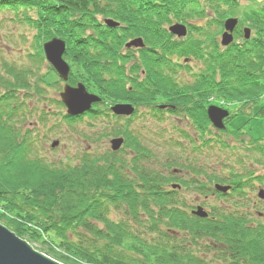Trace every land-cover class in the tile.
<instances>
[{
  "label": "trees",
  "instance_id": "1",
  "mask_svg": "<svg viewBox=\"0 0 264 264\" xmlns=\"http://www.w3.org/2000/svg\"><path fill=\"white\" fill-rule=\"evenodd\" d=\"M248 1L256 6H244L241 0H0V15L13 13L0 17V22L7 17L33 32V51L26 54V63L0 58V220L22 237L48 245L47 251L67 264H264V221L259 219L263 213L257 211V218L251 211L214 206L206 217L188 211L198 207L181 196L183 188L204 196L213 191L230 197L236 207H247L241 184L234 185L230 194L214 188L226 180L212 165L203 164L206 159L201 164L198 156L178 160L175 155L161 166L151 163L148 159L155 154L127 126L113 127L110 134L124 138L120 150L101 156L86 153L75 165L55 164L35 153L31 131L24 129L27 100L35 93L44 97L48 86L61 81L51 65L46 72L41 70L46 60L43 44L55 37L67 43L64 58L73 76L103 98L94 105L92 118L96 112L110 116V108L101 105L106 102L148 106L153 100L172 102L174 93L201 96V91L179 87L177 66L184 64H174L175 56L199 63L192 83L208 84L210 102L215 98L240 103V114L247 106H257L252 118L264 127V2ZM99 16L123 25L136 20L146 23L128 26L141 30L133 35L113 29L96 37ZM232 17L239 18L235 40L223 47L219 34L224 21ZM155 20L184 22L191 31L185 38L171 40L173 35L152 23ZM216 22L217 32L210 31ZM247 23L254 32L249 39L243 31ZM134 35L143 36L149 46L140 49L137 61L123 54L130 52L125 43ZM185 67L188 73L194 70ZM141 70L145 79L139 86L130 79L135 73L140 76ZM70 81L75 84L76 79ZM126 82L138 92L126 89ZM198 95L189 101L196 103ZM51 100L65 108L60 98ZM183 104L196 129L206 131L211 125L206 111L205 120L197 121V106ZM43 115L45 119L51 113L43 109ZM63 118L80 120L68 114ZM221 142L210 130L206 147L212 150ZM257 142L258 153L264 156V137ZM119 151L132 157L129 161L118 157ZM176 171L182 172L180 178Z\"/></svg>",
  "mask_w": 264,
  "mask_h": 264
},
{
  "label": "rangeland",
  "instance_id": "2",
  "mask_svg": "<svg viewBox=\"0 0 264 264\" xmlns=\"http://www.w3.org/2000/svg\"><path fill=\"white\" fill-rule=\"evenodd\" d=\"M258 1L261 4L264 2V0L263 1L258 0ZM241 3L244 6L245 5L256 6L252 4L251 1L248 0H241ZM3 15L10 17L13 15V13L2 12L0 17H2ZM7 17L0 22V58L3 57L8 60H15L18 63L21 62L26 63V61L28 60L26 58V54L28 53V51H33L32 50L33 32H30L28 27L26 26L23 27L22 23H20L19 21L8 20ZM199 24L201 25V23ZM244 26L249 29L251 27L248 23L245 24ZM217 30H218V26L216 22V24L212 26V29L210 31L217 32ZM224 30H226L225 26H224ZM253 34L254 32L252 30L251 35ZM195 36L197 37L196 34ZM134 39L136 38H132V40ZM218 39L220 41L221 34H219ZM130 40H127V43ZM148 47L149 46H147L146 48ZM135 59L139 60L140 57ZM127 64L128 62L126 63V65ZM198 64L199 63L196 62L195 64H192L191 67L195 66V68H197ZM47 65H51V63L46 59L44 66L41 69L43 72H46ZM74 74H75L74 72L72 73V68L70 65L68 79L67 80L62 79L59 83L55 85V87L58 88L59 86H61V90L57 91L55 87L48 86L46 88V93L44 96L45 98L40 97L39 93H35L26 102V104L28 105L27 108H29V110H26L28 121L25 124L24 129L25 130L29 129L31 131V135L34 140L33 144H34L35 153L43 157L44 160L55 164L75 165L81 160L82 156H84V154L86 153H92L94 155H99V156L105 155L109 150H113L111 147V140L116 137H120V136L115 137L110 135L113 131V127L125 128L128 126L132 130H134L133 133H135L138 137L142 139L143 141L142 143L145 146H147L149 149H151L152 152L155 154L153 158H149L148 160H150L151 163L155 161L159 166L164 164L165 162L164 159L174 157L175 155H178L179 157L178 160L182 159L181 156L189 157L190 159H192L191 157L193 156L195 157L198 156L200 159V163L204 159H206L205 163L203 164L208 166L212 165L210 166V168L213 167L212 169H215L216 173H218L220 176L223 175L226 176V175H230V173H233L232 171H235V169L239 170L240 172H244V170L248 169L249 167L248 165L251 163V161H254V163H252L254 165L253 169L254 171H257V174L259 176L260 175L261 176L256 178V180H253V182H255V186L259 185V187L256 188V190L252 195H248L249 198L247 197L246 200L244 199L242 200L245 203V206H247L245 207V209L236 207L235 205L236 202L231 203L229 201L230 197L223 198L222 196H220L221 194L213 191H210L206 196H204L201 195L197 190H193V189L187 190V188H183L181 196L187 198V201L191 203V205H194V208L202 207L203 210L206 212H208L209 210L211 211V207L214 206L218 208H225L228 209L229 211H235L236 209L237 211L243 210L244 213L251 211V213L254 214L257 218L260 217L257 211H260L261 213L264 214V199L261 200L258 197L259 188L264 190V156L258 153V149L256 151V157H252L254 151L250 154V151H248V149L245 148V151H237L231 154L230 155L231 158L228 159L229 161H226L225 159L227 157L226 154L229 152L230 149H228L227 151H219V149L214 148L210 152L208 151L209 154L207 153L206 158L204 157L205 155L200 157V154L196 155L189 141L185 140V138L182 135V132L186 131L185 123H178L176 120H173L172 118L161 116V112H159V109L158 110L151 109L150 105L136 106L131 104L134 108L133 115H138L139 117L129 122V120L125 121L124 119H119L116 117L118 114H116L113 111V107L118 105L117 102L116 103L106 102L101 104L104 107L110 108L109 117H106L105 114H100L99 112H96L97 117L92 118V116H94L93 113H95L94 105L98 102L97 101V102H93L91 108L86 112H84L82 115L76 116V117H80V120L74 122H68L63 118V115L66 114V107L64 108L63 106L57 105L51 99L54 98V100H57V98H60V93L66 84H69L72 87H76L79 83H82L86 87V90L89 93H93L87 89V86L86 84H84V82L80 81L76 76H73ZM53 75L56 77V75L58 76V73H56V75L55 74ZM72 79H76L75 84L70 83L71 82L70 80ZM129 83L130 82L128 83L126 82V86H125L126 89H128ZM96 95L100 98L99 101L101 102L103 98L99 94ZM118 103H124V102H118ZM104 107L101 109L104 110L105 109ZM43 109H46L51 113V115H47L45 119L43 115ZM246 109L247 112L251 111L250 107H246ZM28 111L30 112L28 113ZM246 118L247 117L245 116L242 118L239 117L235 120V123ZM42 120H45L46 123L43 122ZM259 124H255V123L253 124L255 127V134L258 138L264 137V127L263 125H259ZM210 130H212L213 133L217 132L219 134L221 133L220 131H223V129H220L217 126H215L214 123H211ZM56 140L59 141V144L53 147L52 143ZM176 142L180 143L181 145L178 146ZM246 153L248 155L250 154L249 155L250 158H245ZM118 155H119L118 157L120 156L124 157V159H126L127 161H129V159L132 157V154L129 155L128 151L120 152ZM205 202L207 203L205 204ZM255 204L257 205V207H255ZM197 209L198 208H196L195 210ZM188 211L189 212L191 211L193 214H195L191 210V208H188ZM259 219L264 221V215L261 216ZM0 224L6 226L5 223L1 220H0ZM14 233L19 238L25 240L35 250L56 260L61 264H67L66 260L64 261L59 257L56 259L51 252H48L47 251V249L49 248L48 245L42 242H38L37 240L34 239H29L28 237H24V236L22 237L16 232Z\"/></svg>",
  "mask_w": 264,
  "mask_h": 264
},
{
  "label": "flooded vegetation",
  "instance_id": "3",
  "mask_svg": "<svg viewBox=\"0 0 264 264\" xmlns=\"http://www.w3.org/2000/svg\"><path fill=\"white\" fill-rule=\"evenodd\" d=\"M98 18L99 19L96 22V25L98 24L99 28L95 29V32H94L95 34H97L96 37H98V35H100V34L106 35L109 32L114 31L112 27H109L108 25H106V23L104 22V17L99 16ZM197 22H200V21L196 20V23ZM145 23H146L145 21H141V20L127 21L124 24L125 26L123 29L118 28L116 31L133 35V34L138 33L141 30L130 29L128 26H131V25L144 26ZM152 23H154L155 25H158L160 27L165 26L167 28V30H168V27L170 26V24L167 22L162 23V20H155ZM197 24H199V23H197ZM147 31L150 32L151 29H149ZM151 32L152 33H155V32L161 33V29H156V30H153ZM134 36L140 37V35H134ZM134 36L131 37L130 39L135 38ZM141 37H143V36H141ZM123 54L127 57L129 55H131L132 60L137 61L135 58H139L141 56V50H140V48H131L130 52L124 51ZM135 56H137V57H135ZM172 60L174 63H179V62H177V60L175 58H173ZM130 63H131V61H130ZM130 63H128L127 65L130 66ZM195 70L196 69H194L190 73H186V72H184V70L181 71L180 73H178L180 76L179 79L184 80V81H190V83H181V85L180 86L178 85V86L182 87L184 89H187L188 91L196 90V91H198L197 93H199V91H201L202 92L201 96L194 93V92H190L188 94H186V93H184V94L183 93H174L175 96H174V99L172 100V102H168V101L164 102L162 100H158V101L153 100L150 103V108L155 109V110L160 109V110H164V111L172 110L173 111L172 113H168L170 118H172L173 120H176L178 123H185V125H186V131L182 132L183 137L187 138V140H189V143L193 149H194V147H197L200 151L203 152V154L207 153V151H208V148L206 147L205 141L210 137V127L207 125L206 131H204V130L201 131L199 129H196L195 125L193 124L194 123L193 118L188 113H185L183 111V108L185 107L183 103H186L188 105L194 104L195 106H197V110L195 112L197 121L205 120L204 113L206 111V114L208 116V108L210 105H214V106H217V107H220L223 109H227V110H229L230 115L224 120L225 124H226V128L223 131H220L221 133L219 134L220 139L222 140V142L220 143L222 145L221 149L225 148L228 144H231L232 146L237 145L239 147V151H245V148H246V149H248V151H250V154L254 151L252 154V157H256V151L258 149V142L256 139L258 137L255 134V127L253 124L254 123L257 124V121L254 118H248V119H243V120L235 123V120L237 118H239L237 116L240 114V111H239L240 103L228 104V103H225L221 100H217L215 98H213L210 102L209 99L207 98V96L209 94L208 84L196 85V84L192 83V81L195 79V76H194ZM196 71L199 73V70H196ZM144 79H145V72H144V70H141L140 76L135 73V74H133V76H131L130 80L131 81L136 80L140 86L141 85L140 83H142L144 81ZM178 86H174L173 88L177 89ZM128 88L130 90H132L133 92H138L137 91L138 88L137 87L134 88L133 85L130 83L128 84ZM195 95H198L196 97V99H197L196 103L189 101V97L193 98L192 96H195ZM183 101H185V102H183ZM125 102L134 104L130 101H128V102L125 101ZM138 114H139V112H138ZM138 117H139L138 115H133V116L129 117L128 120H129V122H131L135 118H138ZM239 129H241V130H239ZM192 141H195V143H193ZM177 149H178V146H177ZM225 149H231V148H225ZM249 155L246 153L245 158H250ZM252 163H254V161H251V163L248 165L249 166L248 169L244 170V172H240L239 170L235 169V171H233V175H226V176L223 175V178L226 180L225 182H223V184L230 185V186L241 184L242 193H244L246 197H249L248 195H252L254 193V191L256 190V188L259 187V185L255 186V182H253V180H256V178H258V174H257V171H254V169H253L254 165ZM250 170H252V171H250ZM175 173L179 174V178L182 175V172L180 173V171H178V172L176 171ZM203 177L205 180L206 187L209 189L210 188V185L208 183L209 178L207 175H205ZM232 177H234V180H232ZM249 178H251V180H249ZM185 180H187V179H185ZM245 181H248V183H246ZM243 182H245V183H243ZM238 192H239V190H238Z\"/></svg>",
  "mask_w": 264,
  "mask_h": 264
},
{
  "label": "water",
  "instance_id": "4",
  "mask_svg": "<svg viewBox=\"0 0 264 264\" xmlns=\"http://www.w3.org/2000/svg\"><path fill=\"white\" fill-rule=\"evenodd\" d=\"M106 22L111 26H117L118 22L113 19H107ZM238 23L237 18H229L225 21V32L222 34V44L229 45L233 41V32ZM170 30L178 35L185 36L187 34V28L184 24L176 23L170 27ZM245 36L249 38L251 35V29L245 28ZM144 46L142 38H136L130 41L127 46ZM44 53L47 60L51 63L54 69L58 72L63 80L68 79L70 65L64 59V53L66 50V41L61 38H52L43 45ZM61 99L67 106V114L70 116H78L89 110L93 102L99 101V97L94 93H89L86 87L79 83L76 87H72L69 84L64 86V90L61 92ZM133 106L131 104L120 103L113 107V111L118 115H130L133 113ZM227 112L219 110L215 107L209 108V116L211 121L218 128H223V119L227 116ZM124 139L117 137L111 140V147L114 151L119 150L122 147ZM58 141L53 142V146H56ZM220 190H227V187L217 185ZM260 196L264 197V191L260 192ZM195 214L206 217L208 213L203 210L202 207H198L194 211ZM0 264H61L56 260L44 255L43 253L35 250L25 240L16 236L6 226L0 224Z\"/></svg>",
  "mask_w": 264,
  "mask_h": 264
}]
</instances>
